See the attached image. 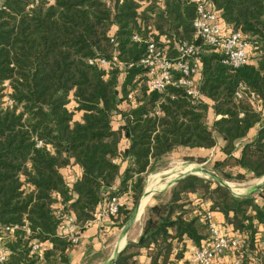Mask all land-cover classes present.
Masks as SVG:
<instances>
[{
    "label": "trees",
    "instance_id": "trees-1",
    "mask_svg": "<svg viewBox=\"0 0 264 264\" xmlns=\"http://www.w3.org/2000/svg\"><path fill=\"white\" fill-rule=\"evenodd\" d=\"M211 2L222 10L224 30L241 32L251 48L248 63L233 68L222 51L202 45L201 95L194 99L182 85L152 90L139 64L151 38L173 52L175 41L198 42L194 2L0 0L4 264H73L80 231L95 221L101 228L109 222V233L124 227L150 174L181 148L215 149L219 175L190 174L158 195L142 235L112 264H141L143 251L149 264H193L212 221L244 241L212 264H264V185L235 194L222 184L264 177V0ZM96 58L108 64L89 62ZM72 166L81 170L73 181L63 172ZM113 198L118 212L97 220ZM66 216L76 219L77 242L64 231ZM12 225L19 229L10 234Z\"/></svg>",
    "mask_w": 264,
    "mask_h": 264
},
{
    "label": "built area",
    "instance_id": "built-area-1",
    "mask_svg": "<svg viewBox=\"0 0 264 264\" xmlns=\"http://www.w3.org/2000/svg\"><path fill=\"white\" fill-rule=\"evenodd\" d=\"M196 4V16L194 19L195 36L198 42L193 41H175L174 51L170 47L160 46L151 38L148 44L147 54L140 60L149 77L150 88L156 91H164L168 86L182 85L186 92L194 99H199L201 91L199 81L201 80V54L202 45L213 46L225 55L224 62L233 68H239L248 63L249 48L251 44L239 31H226L221 23L222 10L216 8L211 0H190ZM135 40H140L138 36ZM164 41V39H163ZM166 43V41H165ZM91 64L99 63L101 66L108 64L105 58H96L89 61ZM179 72L182 76L176 79L175 74ZM242 97L240 92L237 93ZM255 100L254 95L251 96ZM41 145V143H39ZM119 198H113L107 208L101 210L97 220L116 214L119 209ZM208 218H212V213H207ZM65 233L70 236L74 242L78 241L76 235L78 224L75 217L66 216ZM18 225L6 227L5 230L13 234ZM27 234H31L28 226H25ZM210 238L207 244L197 248L192 253L191 262L193 264H212L213 260L229 249H239L244 241L240 238H232L222 233L220 224L212 221L209 225ZM2 237L0 236V241ZM37 241L32 244V252L39 249ZM8 250L0 247V264L6 262ZM234 264H238L235 262Z\"/></svg>",
    "mask_w": 264,
    "mask_h": 264
},
{
    "label": "crops",
    "instance_id": "crops-1",
    "mask_svg": "<svg viewBox=\"0 0 264 264\" xmlns=\"http://www.w3.org/2000/svg\"><path fill=\"white\" fill-rule=\"evenodd\" d=\"M81 116H78V119H80ZM223 145V141L220 139V146ZM63 172L68 175L71 181L75 180L80 174L81 170L78 166H72L68 169H64ZM162 178V175H161ZM147 189V187H146ZM145 189V190H146ZM122 199V198H121ZM143 200V199H142ZM146 205L144 206V210L140 215L137 217V219L132 223L130 222V219L128 223L122 227L120 230L114 231L112 234H110L112 231L107 232L110 227L109 222H105L104 226L105 228H101L102 226L99 225L100 222L95 221L88 225L84 230L80 231V240L77 245L73 248L71 252V261L73 264H109L110 260L116 256V252L123 248L125 244H128V236L130 234V229L135 223H138L140 218L142 217L144 211H145ZM142 230H139L137 241L140 236L142 235ZM125 240V244L121 247L120 244L122 240ZM111 246L114 247V250H112V253L106 256L105 259H101L102 254L105 250L109 249ZM50 244H46L45 248H50ZM121 247V248H120ZM149 257L145 251L142 252L141 256L138 257V262L141 264H149Z\"/></svg>",
    "mask_w": 264,
    "mask_h": 264
},
{
    "label": "rangeland",
    "instance_id": "rangeland-1",
    "mask_svg": "<svg viewBox=\"0 0 264 264\" xmlns=\"http://www.w3.org/2000/svg\"><path fill=\"white\" fill-rule=\"evenodd\" d=\"M216 157H218V155L216 154L215 149H213L210 153H207L206 151H203L200 149L199 150L198 149H187V148L178 149L177 151L169 154L167 157H165L161 161L157 170L155 172H153L152 174H150L148 181H147V184L149 182L150 177L153 174H164V175H162V181L163 182H161L158 185L159 187H157V189L161 188L164 185H166L169 181L174 180L177 176L182 175L185 172V169H187L186 167H188V166L189 167L192 166V169L193 168H205V169L209 170L213 176H218L219 174L213 168L214 161L216 160ZM198 158H206L207 161L204 163H199ZM168 172H171V173H168ZM173 174H177V176L170 179V177ZM199 175L203 176V177L211 176L210 174H208L206 172H200ZM168 179H170V180H168ZM260 179L262 180V178H259V179H250V180H247L244 182L230 181V180H225V182H227L230 185L232 191L235 194L236 193L239 194L243 191H249L252 188H254L257 184L260 183V181H261ZM165 181H167V182L164 183ZM163 192L156 193L151 198H149V200L146 203V208H145V211H144L141 219L138 221V223H135V225H133L130 229V234H129L128 240H127L128 242L132 241V240H136V238L138 237L139 230H142V228H143V220H144V215H145L147 207L156 203V197ZM112 250H114L113 246H111L109 249L105 250L104 253L102 254V256H99V257H101V259H105L106 256L108 255V252L110 254V253H112ZM229 262H230V259H225L224 263L226 264Z\"/></svg>",
    "mask_w": 264,
    "mask_h": 264
},
{
    "label": "water",
    "instance_id": "water-1",
    "mask_svg": "<svg viewBox=\"0 0 264 264\" xmlns=\"http://www.w3.org/2000/svg\"><path fill=\"white\" fill-rule=\"evenodd\" d=\"M200 172H206V173L212 175V173H211L209 170L205 169V168H193V169H191V170L185 171L182 175L177 176L174 180L169 181V182H168L163 188L151 192V193H150V198H151L154 194H156V193H160V192L165 191L167 188H169L170 186H172L173 184H175L176 181H178L179 179H182V178H184L185 176L190 175V174L199 175ZM161 175H164V174H161ZM161 179H162V178H161ZM222 184H223V185H227L228 187H230V185H229L227 182H225V181H223ZM263 185H264V177L262 178V180L260 181V183L257 184V185H256L253 189H251L249 192H250V193H253V192L259 190ZM230 188H231V187H230ZM236 194H237V193H236ZM146 195H147V190H145L142 199H144V197H146ZM142 199L140 200L139 204L137 205V207L135 208L134 212L132 213V215H131V217H130V222H132V223H133V222L137 219V217L140 215V209H141V206H142ZM125 247H126V244H125V246H124L123 248H121L120 250L117 251L116 256L110 260L109 264H112V263L117 259V257L120 255V253L123 251V249H124Z\"/></svg>",
    "mask_w": 264,
    "mask_h": 264
},
{
    "label": "bare ground",
    "instance_id": "bare-ground-1",
    "mask_svg": "<svg viewBox=\"0 0 264 264\" xmlns=\"http://www.w3.org/2000/svg\"><path fill=\"white\" fill-rule=\"evenodd\" d=\"M195 167V166H194ZM187 169H185V171H188V170H191L192 169V166L191 167H186ZM168 173H171V172H168ZM177 176V174H173L171 177H170V179H172V178H174V177H176ZM170 179H168V180H170ZM261 180V179H260ZM161 182H163L162 181V179H161V174H153L151 177H150V179H149V182H148V184H147V195H146V197H144V199L142 200V206H141V209H140V213H142L143 212V210H144V206H145V203L148 201V199L150 198V193L151 192H153V191H156V190H158V189H161V188H163V187H161V188H158L157 189V187H159L158 185L161 183ZM167 181H165L164 183H166ZM234 184V183H233ZM232 186V185H231ZM235 191V190H234ZM238 192V191H237ZM141 219V218H140ZM125 244V240L123 239L122 240V242H121V244H120V246L122 247L123 245ZM120 247V248H121ZM117 253V252H116Z\"/></svg>",
    "mask_w": 264,
    "mask_h": 264
}]
</instances>
